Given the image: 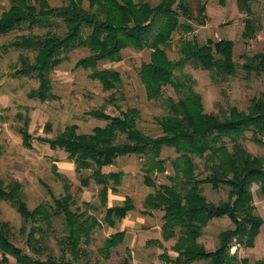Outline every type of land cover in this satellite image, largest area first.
<instances>
[{
    "label": "trees",
    "instance_id": "16d2710c",
    "mask_svg": "<svg viewBox=\"0 0 264 264\" xmlns=\"http://www.w3.org/2000/svg\"><path fill=\"white\" fill-rule=\"evenodd\" d=\"M7 1L9 7L0 11V36L23 29L30 33L0 46V53L10 48L27 50L19 56L17 74L28 75L39 82V87L32 90L29 97L40 102L58 98L53 92L50 75L63 63L64 55L77 49H86L89 55L80 59L76 68L92 71L91 79L98 81L105 91L117 89L122 77L114 69H99L101 63L121 61L126 49L150 50V61L143 63L140 69V79L150 101L162 98L164 88L175 85L174 71L189 63L208 72L217 83L238 74L235 43L228 39H210L203 45L195 39L182 40V57L173 61L168 56L175 34L188 35L194 32L195 24H207V0H160L156 5L149 0H62L61 6H52L49 0ZM217 1L225 7L229 0ZM235 1L238 11L245 15L242 39L250 41L258 32L253 9L257 0ZM36 28H47V31L35 34ZM240 67L246 79L253 74L264 75V49L246 57ZM168 107L169 114L158 119L162 134L157 137L139 129L137 109L116 116L95 110L87 114L106 122L104 127L80 134L78 127L73 125L56 137H38V141L52 150L67 153L77 172H91L89 177L82 178V186L88 187L92 180L101 186V204L106 207L104 221L111 228L136 207L131 197L113 207L107 206L109 190L114 194L119 192L124 174L105 173L103 169L115 166L119 158L146 157L144 183L154 190L145 199L146 211L163 212V238L176 240L173 246L176 257L165 256L166 264L198 261L249 264L248 260L239 261L237 253L230 254V249L234 240L239 247L253 248L264 225V220L255 213L252 193V186L256 185L264 196V157L253 155L244 145L251 140L264 146V98H253L247 111L232 107L229 113L219 116L206 113L202 97L191 90L177 102L170 100ZM17 117L23 122L19 128L23 144L30 148L31 120L28 114ZM47 129H51L49 125ZM228 143L232 144L231 148ZM165 147L178 154L172 161L176 178L172 185H157L153 175L164 171L166 162L161 155ZM2 150L0 144V156ZM180 178L184 181V190L177 182ZM206 185L216 190L227 187L228 200L218 204L210 202L204 195ZM20 191L19 183L5 187L0 180V199L12 203L20 214L25 243V248L18 246L11 225L0 223V264H10L11 258L16 264H78L86 255L80 245L84 238L85 242L90 238L98 223L96 219L85 217L68 185L65 194L59 198L53 196L49 206L40 204L34 209L22 199ZM54 217L61 220L63 242L68 247L60 257L48 254L44 259V226L51 227ZM224 217L229 218L234 227L221 232L216 249L208 251L199 240L211 221ZM28 226L30 229L26 232ZM125 235L121 231L109 238L107 251L123 242ZM69 256L71 258L67 259Z\"/></svg>",
    "mask_w": 264,
    "mask_h": 264
},
{
    "label": "rangeland",
    "instance_id": "374dc122",
    "mask_svg": "<svg viewBox=\"0 0 264 264\" xmlns=\"http://www.w3.org/2000/svg\"><path fill=\"white\" fill-rule=\"evenodd\" d=\"M156 5L160 0H149ZM52 6L63 5L62 0H49ZM85 6L88 4L85 2ZM9 7L7 0H0V11ZM254 12L258 25L256 36L250 41L242 39L245 15L238 11L236 1L229 0L225 7L217 0H207V24L194 25V32L188 35L175 34L173 48L168 52L171 60L182 57L180 42L195 39L203 45L208 40L228 39L235 43L234 60L238 65V74L226 82H215L208 72L199 70L194 63L186 64L174 71V83L164 88L163 96L159 100H148L144 85L140 79V69L143 63L150 61V50L141 52L126 49L121 54V61L116 63L103 62L99 69H114L121 74L122 84L113 91H105L102 85L92 80V71L77 69L76 63L89 55L86 49H77L64 55L63 63L55 68L50 75L54 94L58 97L53 101L40 102L29 97V93L39 87V82L28 75L17 74L20 67L19 56L27 50L10 48L0 53V180L4 186L17 182L21 186V197L30 209L40 204L49 206L53 196L61 197L65 194V186L70 187V193L77 200V206L85 213V217L95 218L90 238L82 240L81 249L86 252L78 264H166L165 256L175 259L173 246L176 240L165 241L162 226L164 224L161 211L147 212L145 199L153 193V189L144 183V164L146 157L127 156L119 158L115 166L104 168L105 173L120 172L124 176L118 187V193L108 192V207H113L126 197H131L136 209L128 214L114 228L109 227L104 216L106 207L101 204V186L93 180L88 187H83L82 178L89 177L90 171L77 172L76 166L68 159V154L61 150H52L48 145L38 141V137H56L67 127L77 126L78 133L89 134L96 127H104L106 122L100 121L88 112L104 110L107 114L116 116L129 109H137L139 129L153 137L162 134L158 119L169 114V101H179L193 90L202 97L205 112L223 116L232 107L247 111L255 97L264 98V75L253 74L246 79L241 65L246 57L261 53L264 49V0H257ZM47 28H36L35 34H42ZM29 30L23 29L7 36H0V46L8 44L20 35H28ZM178 86V87H177ZM28 114L30 118L29 132L32 135V146L26 147L19 128L23 122L17 117ZM50 126V130L47 126ZM251 134H248L250 138ZM245 147L255 156L264 157V146H258L251 140L244 142ZM231 148L232 144L228 143ZM178 157L174 149L164 148L161 159L165 160L164 171L153 175L157 185H172L175 170L172 164ZM56 167V169H55ZM181 190L184 181L178 179ZM255 213L264 220V196L258 186H252ZM204 195L215 204L227 201L229 189L227 187L213 189L204 186ZM11 225L15 242L25 248L23 239V220L12 203L0 199V223ZM234 227L227 217L214 219L205 228L199 240L208 251H214L218 245L221 232ZM30 226L26 228L28 232ZM124 231V241L116 248L107 251V240L115 233ZM39 237V235H37ZM61 220L54 217L51 227L44 226L42 247L43 258L48 254L60 257L68 244L63 242ZM237 253L238 260H248L249 264H264V225L261 227L255 246L248 248L233 241L230 254ZM71 257H67L70 259ZM2 257L0 256V261ZM10 264H16L13 258ZM194 264H209L198 261Z\"/></svg>",
    "mask_w": 264,
    "mask_h": 264
}]
</instances>
